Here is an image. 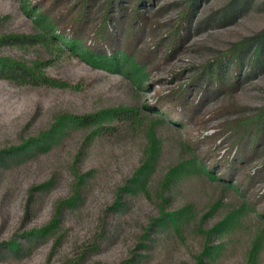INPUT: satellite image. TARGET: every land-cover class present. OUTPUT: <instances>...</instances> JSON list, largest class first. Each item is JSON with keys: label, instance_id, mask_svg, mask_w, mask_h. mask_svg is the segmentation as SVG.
<instances>
[{"label": "rangeland", "instance_id": "374dc122", "mask_svg": "<svg viewBox=\"0 0 264 264\" xmlns=\"http://www.w3.org/2000/svg\"><path fill=\"white\" fill-rule=\"evenodd\" d=\"M53 1L0 0V67L50 81L0 77V264H264V139L236 147L264 112V44L232 57L264 34V0H145L133 54L107 66L82 54L107 0L79 43L83 0Z\"/></svg>", "mask_w": 264, "mask_h": 264}, {"label": "trees", "instance_id": "16d2710c", "mask_svg": "<svg viewBox=\"0 0 264 264\" xmlns=\"http://www.w3.org/2000/svg\"><path fill=\"white\" fill-rule=\"evenodd\" d=\"M58 1L59 0H56V2L53 1L52 6H56ZM97 2L98 0H83L79 6V9H72L66 19L65 29L70 28L73 30V38L78 43L82 41V33L86 31L90 18L95 14L94 8L96 7ZM123 3V0H107V2H105L101 12L102 16L99 17L100 24L95 26V29L93 30L96 46H86L82 51L83 56L90 62L94 64H101V66L119 65V62L117 63V51H121V56L126 58V61L129 59L128 57L133 54L136 39L143 29V26L147 25L148 23V18L145 14L146 12L140 11L139 8V6L145 5V0H131L128 4L129 7H125ZM46 14L48 13L45 11L43 14L39 15V17H46ZM188 15L189 12H187L183 18L182 26L172 36V51H177L181 45V32L184 28V23H186L188 20ZM112 22H116V24L112 26ZM112 27H114L117 32H114ZM123 28L125 31V35L123 36L124 42L122 47H120V30ZM256 41L259 42V45L257 50L254 52L253 57L259 61L262 59L264 34H261L256 38L249 39L248 41L237 46V48L232 53L235 70H239L241 68L242 55L247 52ZM107 47L114 51L115 55L112 59L108 57ZM220 64H222V61L217 62L216 68H219ZM136 65L137 64H134L135 67ZM0 77L20 83H28L31 85H40L42 83L50 82L47 78L42 79L31 69L25 66L23 67L19 64L10 65L7 68L4 66L0 67ZM210 77L212 78V81L217 83L221 82L222 79V75L219 70L216 74L210 73ZM185 93V91L181 90L174 92L169 97L170 100L168 99L169 103L174 106V108H178L180 105L185 106L187 101ZM121 113L123 112L116 110L114 112H104L101 114L87 115L82 117L71 116L69 119L74 124H79L82 126L93 125L97 127L103 122L104 119L116 115L119 117ZM262 139H264V112L260 116L251 120L248 126L244 129L243 134L237 137L236 147L242 151V156L244 150L250 149L254 142L259 143ZM82 180L83 179L79 177V182H82ZM10 245L13 249H17L19 247V244L16 241L12 242Z\"/></svg>", "mask_w": 264, "mask_h": 264}]
</instances>
